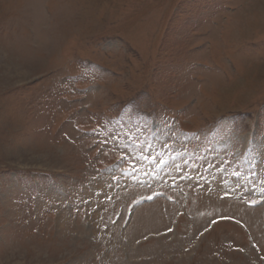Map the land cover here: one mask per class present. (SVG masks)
<instances>
[{
  "label": "rangeland",
  "instance_id": "rangeland-1",
  "mask_svg": "<svg viewBox=\"0 0 264 264\" xmlns=\"http://www.w3.org/2000/svg\"><path fill=\"white\" fill-rule=\"evenodd\" d=\"M0 264H264V0H0Z\"/></svg>",
  "mask_w": 264,
  "mask_h": 264
}]
</instances>
